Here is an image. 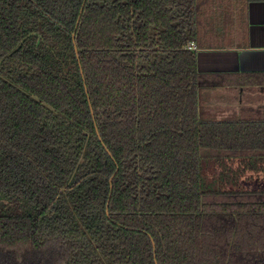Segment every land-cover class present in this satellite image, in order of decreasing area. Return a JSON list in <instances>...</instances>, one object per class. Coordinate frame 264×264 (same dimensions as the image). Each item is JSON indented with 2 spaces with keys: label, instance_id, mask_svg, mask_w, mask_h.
<instances>
[{
  "label": "trees",
  "instance_id": "16d2710c",
  "mask_svg": "<svg viewBox=\"0 0 264 264\" xmlns=\"http://www.w3.org/2000/svg\"><path fill=\"white\" fill-rule=\"evenodd\" d=\"M224 1L0 0V264H264V121L188 49Z\"/></svg>",
  "mask_w": 264,
  "mask_h": 264
},
{
  "label": "crops",
  "instance_id": "0c3cea01",
  "mask_svg": "<svg viewBox=\"0 0 264 264\" xmlns=\"http://www.w3.org/2000/svg\"><path fill=\"white\" fill-rule=\"evenodd\" d=\"M212 15L209 38L197 49V71L214 84L199 92V116L264 121V2L250 3L238 17L224 9Z\"/></svg>",
  "mask_w": 264,
  "mask_h": 264
},
{
  "label": "rangeland",
  "instance_id": "374dc122",
  "mask_svg": "<svg viewBox=\"0 0 264 264\" xmlns=\"http://www.w3.org/2000/svg\"><path fill=\"white\" fill-rule=\"evenodd\" d=\"M231 2H232L231 0H225L224 1V9L226 12H229V13L231 12V14H234V15L237 14V17H238V14H240L241 11H239L238 8L233 7V5H231ZM217 17H218V15H217ZM201 42H202L201 40H199V42H196V46L199 49L204 48V47H202L203 44ZM247 162L248 163L250 162V165L252 166V163H253L252 161H247ZM240 163H241L240 161L233 162V168L237 169ZM211 172H213V174H216V173L218 174L220 172V170L216 167L215 169H212ZM247 172L248 173L243 178H244V180H246L247 178L251 180L250 181V185H252L251 187L264 186V171L263 172L247 171ZM251 176L254 179H252Z\"/></svg>",
  "mask_w": 264,
  "mask_h": 264
},
{
  "label": "built area",
  "instance_id": "2783aa9c",
  "mask_svg": "<svg viewBox=\"0 0 264 264\" xmlns=\"http://www.w3.org/2000/svg\"><path fill=\"white\" fill-rule=\"evenodd\" d=\"M188 49L190 51H197L198 48H197L196 44H190Z\"/></svg>",
  "mask_w": 264,
  "mask_h": 264
},
{
  "label": "water",
  "instance_id": "95a60500",
  "mask_svg": "<svg viewBox=\"0 0 264 264\" xmlns=\"http://www.w3.org/2000/svg\"><path fill=\"white\" fill-rule=\"evenodd\" d=\"M83 12H84V6H83V8H82V11H81V15L83 14ZM80 19H81V16H80V18H79V20H78V23H77V26L79 25V23H80ZM75 34H74V38H75Z\"/></svg>",
  "mask_w": 264,
  "mask_h": 264
}]
</instances>
